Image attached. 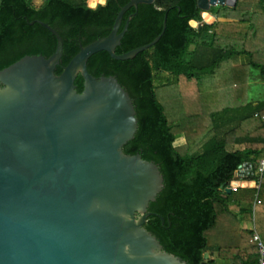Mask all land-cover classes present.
<instances>
[{
	"label": "trees",
	"instance_id": "trees-1",
	"mask_svg": "<svg viewBox=\"0 0 264 264\" xmlns=\"http://www.w3.org/2000/svg\"><path fill=\"white\" fill-rule=\"evenodd\" d=\"M128 1L106 0L91 7L87 0H44L41 6L32 0H0V69L26 54L50 56L55 51L57 38L43 21L63 38L56 68L61 74L81 45L110 33ZM203 11L198 0H155L131 7L120 30L135 15L117 53L152 41L167 16L159 41L128 60L97 52L89 58L88 70L97 77L115 75L134 98L138 129L124 151L156 162L164 176V188L149 210L161 214L165 223L152 214L144 224L164 249L190 264H201L205 251L210 252L208 264H258V241L242 222L252 221L258 193L255 223L264 242V176L259 190L243 187L228 194L225 188L244 163L256 171L264 156V99L249 101L247 96L249 66L264 75V0L211 6L209 12L225 18L213 23L204 20ZM237 57L244 61L234 64ZM164 72L167 77L161 76ZM181 78L192 86L185 94L195 93L197 104L185 111L179 104L183 94L171 114L158 90ZM75 83L82 91L81 74ZM182 136L184 143L178 145Z\"/></svg>",
	"mask_w": 264,
	"mask_h": 264
},
{
	"label": "water",
	"instance_id": "water-1",
	"mask_svg": "<svg viewBox=\"0 0 264 264\" xmlns=\"http://www.w3.org/2000/svg\"><path fill=\"white\" fill-rule=\"evenodd\" d=\"M154 1L129 0L110 33L81 45L61 74L63 38L43 21L57 38L55 51L26 54L0 69V264H190L144 225L152 214L165 223L149 210L164 176L156 162L124 151L138 129L134 98L115 75L88 70L97 52L128 60L159 41L167 16L152 41L116 51L135 15L120 30L124 14ZM236 2L198 0V6L208 12ZM253 173L250 162L235 172ZM209 258L205 251L201 264Z\"/></svg>",
	"mask_w": 264,
	"mask_h": 264
},
{
	"label": "rangeland",
	"instance_id": "rangeland-1",
	"mask_svg": "<svg viewBox=\"0 0 264 264\" xmlns=\"http://www.w3.org/2000/svg\"><path fill=\"white\" fill-rule=\"evenodd\" d=\"M88 4H89V0ZM103 1V0H101ZM95 5H91V7H95ZM194 26L197 25V22L192 23ZM249 73H248V100H254L259 101L264 99V75L262 72L254 67H250ZM165 74H162V77H167V72H164ZM183 78L180 79V81L174 85L173 87H167L163 89L158 90V95L160 99L165 103L166 109L171 112V114H174V111L178 109L175 100L178 98H182L183 94L191 91L190 85L184 83ZM198 97L195 93L193 94H185L184 99L179 103L181 106H184L186 110L181 107L180 110H185L187 112L191 111V109L194 107L195 104H197ZM182 113V112H181ZM176 143L178 145L184 143V137H180L177 139ZM233 204H231L232 206ZM234 210V209H233ZM257 214V212H256ZM242 226L246 228H252L253 222L252 221H243ZM222 262L225 263V260H222Z\"/></svg>",
	"mask_w": 264,
	"mask_h": 264
},
{
	"label": "built area",
	"instance_id": "built-area-1",
	"mask_svg": "<svg viewBox=\"0 0 264 264\" xmlns=\"http://www.w3.org/2000/svg\"><path fill=\"white\" fill-rule=\"evenodd\" d=\"M261 118L264 120V114L261 115ZM235 176H234L233 180H235L236 183L233 184L231 182V184L229 186H227V187H230L232 191H238V189L243 187L241 181H247V182L254 181L253 188L259 190L260 189V185H261V180H262V178L264 176V156L260 160L258 169L256 171L254 170L253 176H251L250 178H244V179H240V177L235 178ZM260 203H261V200L258 198V193H257L256 201H255L254 207H253V216H252L253 227H252V229H253V232H254L253 233L254 239L258 241V247H259V253H260V258H259L258 264H264V242L261 239V237H260V235H259V233H258V231L256 229V223H255V212H256L255 204H260Z\"/></svg>",
	"mask_w": 264,
	"mask_h": 264
},
{
	"label": "crops",
	"instance_id": "crops-1",
	"mask_svg": "<svg viewBox=\"0 0 264 264\" xmlns=\"http://www.w3.org/2000/svg\"><path fill=\"white\" fill-rule=\"evenodd\" d=\"M33 1V4L34 5H36V6H41L43 3H44V0H32ZM99 2H102L101 0H99L98 1V3L97 4H99ZM96 4V5H97ZM202 16H203V18H204V20L206 21V22H208V23H213V22H215L216 20H225V18H217L214 14H212L211 12H207V11H203V13H202ZM244 61V58L243 57H237L236 59H235V61H234V64H239V63H241V62H243ZM236 176H235V178H238V177H240V179H244V178H250L251 176H249V175H245V176H237V174H235ZM244 187V186H243ZM243 187H241V188H243ZM249 188H253V186H248ZM257 195V194H256ZM259 198V197H258ZM256 201V200H255ZM255 201H254V203H255ZM254 203L252 204V206L254 207ZM261 204V203H260ZM260 204H255V206H256V212H258V210L260 209ZM232 209H234V210H236V211H238V209H240V207L237 205V204H233L232 206ZM255 212V213H256ZM221 264H231L229 261H225V263L224 262H222L221 261Z\"/></svg>",
	"mask_w": 264,
	"mask_h": 264
},
{
	"label": "bare ground",
	"instance_id": "bare-ground-1",
	"mask_svg": "<svg viewBox=\"0 0 264 264\" xmlns=\"http://www.w3.org/2000/svg\"><path fill=\"white\" fill-rule=\"evenodd\" d=\"M99 0H89V5H95L98 3Z\"/></svg>",
	"mask_w": 264,
	"mask_h": 264
},
{
	"label": "clouds",
	"instance_id": "clouds-1",
	"mask_svg": "<svg viewBox=\"0 0 264 264\" xmlns=\"http://www.w3.org/2000/svg\"><path fill=\"white\" fill-rule=\"evenodd\" d=\"M104 3H106V0H103Z\"/></svg>",
	"mask_w": 264,
	"mask_h": 264
}]
</instances>
